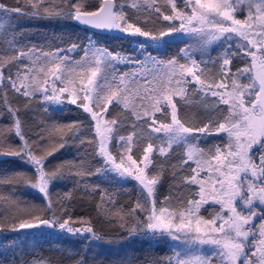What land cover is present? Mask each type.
<instances>
[{"label": "snow or ice", "instance_id": "snow-or-ice-1", "mask_svg": "<svg viewBox=\"0 0 264 264\" xmlns=\"http://www.w3.org/2000/svg\"><path fill=\"white\" fill-rule=\"evenodd\" d=\"M22 3L23 7L17 0V6L10 9L0 4V12L117 29L153 44L174 34L185 35L193 43L167 60L147 52L144 43L139 45L144 59L133 60L97 47L91 39L83 46L72 43L67 49L44 51L35 45L21 46L12 18L0 17V37L8 46L0 53V83L7 81L0 99L7 106L6 116L11 118L10 125L0 127V155L17 157L34 169L32 176L16 173L0 178V184L23 183L49 201L51 209L50 185L63 179L66 172L79 178L78 185L88 177L109 173L118 181L132 178L138 182L139 192L135 207L126 216L134 217L135 223L128 227L125 215L118 212L123 221L120 227L126 228L130 236L171 240L180 245L172 247L173 255L151 259L146 264H264V0H185L183 9L175 0H167L171 6L167 14L157 0H143L142 4L133 0L131 8L158 14L168 22L158 33L130 21L112 0H105L99 11L84 10L72 0H62L63 7H48L45 0ZM214 42L224 45L222 52L207 60L195 58L194 52L203 56ZM81 47L84 55L74 64L62 54ZM234 58L247 59L243 67L233 71ZM119 63H135L140 70L121 74L115 68ZM9 91L25 98V110L37 94L46 103L62 106L67 101L82 109L94 122V136H81V122L54 125L56 132L67 130L60 137L59 148L78 139L81 147L91 145L103 163L93 170L84 160L65 162L49 172L46 162L58 148L53 147L46 155L38 154L43 151L49 130L41 128L33 137H26L21 110L11 106ZM115 106L121 108V113L109 119L110 108ZM190 106L203 107L209 114L207 121L196 124L184 119L181 109ZM125 126L131 131L122 135L120 130ZM197 134H222L223 143L201 148ZM12 135L20 143L9 142L5 151V141ZM113 147L120 150L119 154L113 152ZM141 147L136 155L134 150ZM177 147L183 149V155L173 169L183 171L190 162L195 165L180 184L196 187L189 197L181 199L179 208H173L169 197L157 200L164 171L158 157L166 160ZM177 175L173 171V176ZM83 186L89 191V185ZM90 191H100L101 202L106 198L112 201L108 191H101L99 185L91 186ZM210 204L219 205V211L204 218L201 208ZM141 212L142 217L138 215ZM257 216L261 218L258 243L254 224ZM80 224L89 226L75 227L70 217L62 219L53 213L51 218L30 216L8 230L58 229L91 241L103 239L89 221L81 218ZM203 246H208V252L202 253ZM250 248H254L251 254ZM76 264H85L84 258Z\"/></svg>", "mask_w": 264, "mask_h": 264}, {"label": "trees", "instance_id": "trees-1", "mask_svg": "<svg viewBox=\"0 0 264 264\" xmlns=\"http://www.w3.org/2000/svg\"><path fill=\"white\" fill-rule=\"evenodd\" d=\"M100 1L72 0L73 3L81 5L87 11H95ZM45 2L48 7H53L57 4L63 7L62 0H45ZM114 2L118 11L122 10L130 21L137 23L146 31L158 33L162 28L167 27L168 22L163 21V18L158 14L152 13L149 15L143 11L138 12L136 9L131 8L129 5L133 0H114ZM139 3L142 4L143 0H139ZM175 3L178 8L183 9L185 0H175ZM0 4L10 9L17 6V0H0ZM157 4L166 14L171 12V6L167 4V0H157ZM20 6L23 7L22 0ZM5 15L12 18V24L16 28L17 40L21 46L31 47L35 45L37 49L42 48L44 51L67 49L72 43L83 46L88 44L89 39H91L97 47H103L112 53L131 57L133 60L140 59V53L144 54L138 49L139 44L144 43L147 52L160 59L167 60L176 56L180 49L185 46V41L182 37L164 39L160 46L152 47L150 44L148 45L149 41L144 37L130 40L129 38H119V36L98 34V32L94 33L77 26L71 20L37 19L19 16L11 12L6 14L0 12V17ZM7 49V43L3 37H0V53L5 52ZM7 54L11 55L10 50L7 51ZM62 54H66L72 61H76L83 57L84 51L83 47H81L76 52ZM217 55L218 50H212L206 60ZM24 63H28V61L25 60ZM238 66L243 67L244 64L237 65L232 63L231 67L234 71ZM7 71L5 69L6 73ZM5 83L7 81L0 83V98L3 96V84ZM8 99L13 108L21 110L23 132L26 137H33L34 133L41 128L49 130L45 133L48 138L44 143L43 151L38 153L39 155H46L53 147L58 148L46 162L49 172L65 162L78 163L84 160L86 161V166L91 167L93 170L102 164V161L93 152L91 145L85 144L81 147L78 139L74 143L69 140L64 148H59L60 137L67 130L56 132L54 125L81 122L83 124L81 136L89 139L94 136L93 122L82 109L69 104L55 109L44 102L39 94H37L36 99L30 102V107L27 110H25L26 100L23 96L9 91ZM6 111L7 106L0 99V127H7L11 124V118L6 116ZM118 113H121L119 106L111 107L108 118L110 119ZM157 115L159 116V114ZM181 116L190 123L196 124H199L200 121L206 122L209 118L208 112L203 107L196 106L182 107ZM130 131L131 128L125 126L121 128L120 134L127 135ZM223 139L222 134L200 135L199 144L201 148L207 149L212 145L223 143ZM9 142L12 145L20 143L19 138L12 135L5 141V151ZM112 150L118 154L116 147H113ZM141 151L142 147L134 150L136 155ZM182 155L183 149L177 147L174 148L166 160L158 157L164 171L161 183L158 185L157 200L163 201L165 197H169L173 208H179L181 199L189 197L191 190L196 187L189 186L185 188L180 184L184 176L191 175L193 164L190 163V166H185L183 171L172 167L179 163ZM173 171L178 172V175L174 177ZM16 173H25L26 176H32L34 169L17 157L10 156L8 159L0 160V178L11 177ZM111 177L112 174L103 177L92 176L78 185L77 180L79 178L66 172L63 179L56 180L50 185L51 209L48 208L49 201L23 183L0 184V264H33L34 261L45 262V264H76L81 258H84L85 264H111L106 259H100L98 255H96V258L91 257L95 253L96 248L98 249V246L107 242H118L124 246L122 248L124 253L118 258L120 264H146L151 259L170 256L169 240L160 242L156 239L149 240L141 235L130 236L126 228L120 227V223L123 221L118 218V212L120 215H125L128 227L135 223V218L127 217L126 214L135 207L139 185L133 179L118 181L111 179ZM85 183L89 185V191H85L83 186ZM94 185H99L101 191L107 190L114 203L107 198L101 202L100 191L94 193L90 191L91 186ZM217 211L218 207L216 206H203L200 214L204 218H211ZM53 213L62 219L70 217L75 227L89 226L88 224L81 225V218L89 221L90 226L103 239L91 241L81 235H72L58 229L51 231L43 228L37 232H22L20 234L8 230L12 224H18L23 220L29 219L30 216L40 215L51 218ZM138 215L142 217L143 213H138ZM23 235L29 236V240L35 242L34 248L30 249L29 252L24 249L18 250L17 248L18 238L23 237Z\"/></svg>", "mask_w": 264, "mask_h": 264}, {"label": "rangeland", "instance_id": "rangeland-1", "mask_svg": "<svg viewBox=\"0 0 264 264\" xmlns=\"http://www.w3.org/2000/svg\"><path fill=\"white\" fill-rule=\"evenodd\" d=\"M180 37H182L184 39V41H185V46H183L182 48H184L187 45L193 43V41L189 37H187L185 35H176V34H174L172 36L165 37L164 39H170V38L176 39V38H180ZM161 42L162 41L153 44L152 42L149 41L148 45L150 44L152 47L160 46ZM223 48H224V45H222L220 42H214V43H212V44H210L208 46L207 51L205 52V54L203 56L201 55V53L199 51L194 52V56H195V58L197 60H202V59L203 60H206V58L212 52V50H218V54H219L220 52L223 51ZM138 49H139V51H141L140 48H139V46H138ZM143 59H144V54H141L140 53V59L139 60H143ZM245 59H247V58H245ZM245 59L234 58L233 59V64H237V65L244 64L245 63ZM74 62L75 61H72V64H74ZM72 64H70L69 67H71ZM125 66H126V68H125ZM241 67L242 66H240V67L238 66V68H241ZM115 68L121 74H123L125 72L131 74V73L137 72V70H140V65L135 64V63H119V64H116L115 65ZM235 70H236V68L234 69V71ZM129 78L131 79V76ZM41 79H43V78H41ZM137 79H140V77L138 76ZM244 82H247V81H244ZM50 83H51V81H50ZM56 83H57V86L59 87L60 86V82L57 81ZM47 104H49V106H51V107H53L55 109H58V108L63 107L64 105H67L68 103H67V101H65L62 106L61 105L50 104V103H47ZM69 105H71V104H69ZM92 124H93V127H94V122ZM119 151L120 150H118V154H119ZM125 155H126V153H125ZM102 163H103V161H102ZM193 167H195L194 164H193ZM109 174H111V173H109ZM128 179H132V178H127L126 180H128ZM120 181H125V180H120ZM32 190L35 191V192H37V193H39L37 190H34V189H32ZM210 205H204V206H210ZM211 206L218 207V211H219V205H211ZM260 239L261 238H258L256 240V242L258 243V241ZM169 242H170V248H171V254H170V256H171V255H173L172 247L174 245L175 246H180V245H179V242H174V241H171V240H169ZM17 243H18V246H17L18 250H23L24 249L27 252H29L30 249L34 248V244H35L34 241H30L29 240V236H24V235H23V237H19L18 238V242ZM123 247L124 246L121 245V244H119L118 242L117 243L116 242H114V243H108V242L107 243H103L100 246H98V249L96 248L95 253L91 257L92 258H96L97 257L96 255H98V257L100 259H106L111 264H120L118 258H120V256L124 253V251H123L124 249H122ZM250 249L254 250V248H250ZM208 250H209L208 249V246H203L202 247V253H206V252H208ZM101 251H103V252H101Z\"/></svg>", "mask_w": 264, "mask_h": 264}, {"label": "water", "instance_id": "water-1", "mask_svg": "<svg viewBox=\"0 0 264 264\" xmlns=\"http://www.w3.org/2000/svg\"><path fill=\"white\" fill-rule=\"evenodd\" d=\"M112 2L115 5L114 0H112ZM104 4H105V0H101L98 8H95V11H99ZM73 22L76 23L77 26H79V27H81L83 29H87V30H89L91 32H94V33L98 32V34H106V35L108 34L110 36H115V37L119 36V38H124V39H128L129 38L130 40H137L139 38V36H132V35H129L127 32H120L117 29H111V30H109V29H97V28H93V27H90V26L81 25V24H79L78 22H75V21H73ZM8 157L10 158V156L0 155V160L8 159ZM42 229L43 228L27 229V230H20L18 232H13V233L20 234L22 232H24V233H29V232H33V231L37 232V231H40ZM44 229H47V228H44ZM49 230L54 231L52 229H49Z\"/></svg>", "mask_w": 264, "mask_h": 264}, {"label": "flooded vegetation", "instance_id": "flooded-vegetation-1", "mask_svg": "<svg viewBox=\"0 0 264 264\" xmlns=\"http://www.w3.org/2000/svg\"><path fill=\"white\" fill-rule=\"evenodd\" d=\"M261 223V218L259 216H257L256 218H254V224L257 226L256 228V236H255V239L257 240L258 238H261L259 236V233H258V225ZM251 251H253L252 249L249 250V254H251ZM253 259H255V257H253Z\"/></svg>", "mask_w": 264, "mask_h": 264}]
</instances>
